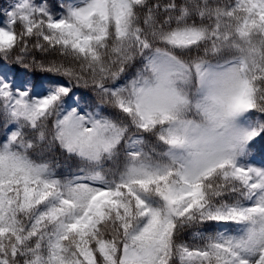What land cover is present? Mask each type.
<instances>
[{
	"label": "snow or ice",
	"instance_id": "obj_1",
	"mask_svg": "<svg viewBox=\"0 0 264 264\" xmlns=\"http://www.w3.org/2000/svg\"><path fill=\"white\" fill-rule=\"evenodd\" d=\"M0 264H264V0H0Z\"/></svg>",
	"mask_w": 264,
	"mask_h": 264
}]
</instances>
